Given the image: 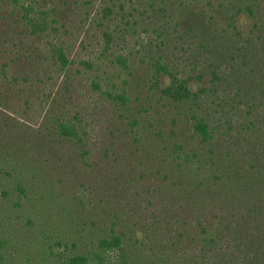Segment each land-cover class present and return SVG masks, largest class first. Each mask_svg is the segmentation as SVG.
Here are the masks:
<instances>
[{"label": "trees", "instance_id": "obj_1", "mask_svg": "<svg viewBox=\"0 0 264 264\" xmlns=\"http://www.w3.org/2000/svg\"><path fill=\"white\" fill-rule=\"evenodd\" d=\"M0 264H264V0H0Z\"/></svg>", "mask_w": 264, "mask_h": 264}]
</instances>
